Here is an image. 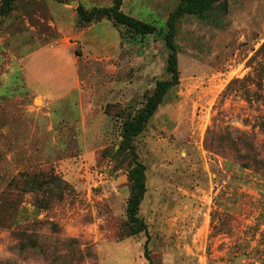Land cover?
Listing matches in <instances>:
<instances>
[{
	"label": "rangeland",
	"instance_id": "374dc122",
	"mask_svg": "<svg viewBox=\"0 0 264 264\" xmlns=\"http://www.w3.org/2000/svg\"><path fill=\"white\" fill-rule=\"evenodd\" d=\"M111 4L14 0L0 15V264H147L145 234L121 240L128 164L113 154L124 117L168 78L162 34L179 0L122 1L155 35L76 27L78 6ZM175 44L179 83L133 141L152 264H264V0L183 16ZM36 176L59 190L36 194ZM18 225L31 251L17 250Z\"/></svg>",
	"mask_w": 264,
	"mask_h": 264
},
{
	"label": "trees",
	"instance_id": "16d2710c",
	"mask_svg": "<svg viewBox=\"0 0 264 264\" xmlns=\"http://www.w3.org/2000/svg\"><path fill=\"white\" fill-rule=\"evenodd\" d=\"M122 1L123 0H112V4L108 7H93L91 9H85L82 6H78L76 8V27L78 29H84L92 23L108 19L117 27H123L127 31L138 36L144 37L155 35L157 33V29L152 24L123 13L120 9ZM13 2L14 0H2L0 5V15L8 13L12 9ZM217 5L225 6L226 0H179L178 6L167 18L165 22V32L162 34V39L168 50L166 63V74L168 78L156 82L153 92L145 97L141 109L131 116L124 117L121 126L122 141L119 143L118 149L113 154L117 161H124L128 164L127 181L129 184V194L126 199V223L121 240L124 241L128 238L145 234L146 240L143 245V257L147 261V264H152L151 252L148 248L150 237L148 234V224L145 219L140 216V208L147 191V172L145 165L138 159L133 141L144 131L147 124L156 113L158 107L164 101L167 93L179 83L178 50L175 44L178 21L186 15L203 18L205 15L213 11ZM58 181V179L52 176L48 179L36 176L30 181H25V183L30 185L28 187H31L32 191L36 194H41L43 187H45L44 191L49 193V186L52 185L51 194L54 195L53 189L55 188L59 190ZM55 197L60 198L61 194L57 193L54 198ZM49 198L50 196L45 201L43 198H38L36 200L38 210L49 206ZM12 234L17 240L18 251L27 252L35 247L33 241L29 240V244L25 242L24 231L21 225H18Z\"/></svg>",
	"mask_w": 264,
	"mask_h": 264
},
{
	"label": "crops",
	"instance_id": "0c3cea01",
	"mask_svg": "<svg viewBox=\"0 0 264 264\" xmlns=\"http://www.w3.org/2000/svg\"><path fill=\"white\" fill-rule=\"evenodd\" d=\"M50 48H53V49H55L54 47H50ZM41 50V49H40ZM39 51H37V52H35V53H33L32 55H30V56H32L33 57V55L35 56L37 53H38ZM29 57V56H28ZM24 70V69H23ZM23 72V75L25 76L24 78L26 79V82L28 83V81H29V77H27L26 75H25V70L24 71H22ZM28 85H29V83H28Z\"/></svg>",
	"mask_w": 264,
	"mask_h": 264
}]
</instances>
